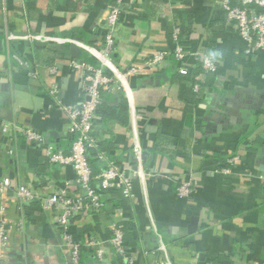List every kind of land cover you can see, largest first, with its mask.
<instances>
[{
  "label": "crops",
  "instance_id": "crops-1",
  "mask_svg": "<svg viewBox=\"0 0 264 264\" xmlns=\"http://www.w3.org/2000/svg\"><path fill=\"white\" fill-rule=\"evenodd\" d=\"M112 3L0 1V126L16 127L0 129V179H12L10 187H0V219L14 225L7 249L10 264L68 261L58 211L44 210L38 200L20 203L16 189L31 185L42 196L63 189L79 192L74 168L50 162L47 148L70 144L71 119L58 103L83 100V73L69 66L75 58L71 42L36 37H76L101 48ZM124 7L112 55L120 67L157 52H173L176 25L187 45L222 56L216 73H206L188 57L189 71L181 76L168 73L167 65L157 73L129 78L146 153L144 178L135 182L134 199L102 191L108 209H89L74 219L71 231L83 242L81 264H122L109 243L115 222L126 227L134 264L164 258L161 243L172 264H191L194 253L201 264H263L264 50L247 53V42L226 23L215 0H125ZM16 57L34 65L37 78ZM52 65L58 66L57 73L50 71ZM191 79L200 84L199 92ZM108 95L96 114L100 150L109 160L135 169L130 101L124 91ZM25 130L41 133L42 140H27ZM234 156L239 159L231 171L223 172L226 160ZM92 158L97 173L104 164L96 154ZM184 182H191L194 191L181 197L177 189ZM193 217L199 228L190 233ZM91 239L105 243V259L87 244Z\"/></svg>",
  "mask_w": 264,
  "mask_h": 264
},
{
  "label": "built area",
  "instance_id": "built-area-1",
  "mask_svg": "<svg viewBox=\"0 0 264 264\" xmlns=\"http://www.w3.org/2000/svg\"><path fill=\"white\" fill-rule=\"evenodd\" d=\"M0 1L5 2V0ZM124 2L125 0H113L108 8L106 17L109 28L104 46L101 48L87 44L77 38L36 37L58 43H75L96 61L94 64L81 58H74L69 62L70 67L79 69L83 73L82 91L84 98L75 105L59 102L58 107L69 115L71 119L69 132L74 139L68 152L51 144L47 148V157L50 162H59L74 168L76 172L74 186L79 192L72 193L63 189L60 192L42 196L31 185H20L15 191V196L20 203L38 200L44 210L55 209L58 211L56 220L62 230V244L68 257L67 264H81L83 242L71 231L74 219L82 215L87 207H91L95 211H103L106 206L101 196L102 191L112 196L120 193L125 198L134 199L136 197L135 182L137 179L143 180L144 178L145 170L142 165L144 149L136 111L131 101L129 78L141 76L148 72L157 73L169 65L171 59L176 64V70L186 74L189 71L188 57H193L196 65L200 66L206 73H216L219 68V59L213 58L211 52L182 43L180 25H176L173 30L172 37L175 42L173 52H157L141 62H133L124 68L117 65L112 56L116 44L114 32L124 12ZM215 4L224 12L226 23L232 25L247 42V53H259L264 50V0H215ZM14 37L16 36H11V38ZM16 59L20 65L27 69L29 76L37 78L34 65L32 66L28 61L19 57ZM49 68L52 73L58 71L56 65ZM200 88V84L196 83L193 90L199 92ZM119 91L126 92L131 105L132 151L137 160L135 169L109 160L100 150L101 139L95 133L96 114L103 104L104 94ZM52 92L56 94L57 89L54 88ZM13 128L16 127L8 123H2L0 126L3 132H10ZM24 136L30 141H40L43 138L41 133L33 130H25ZM93 154H96L98 160L104 164L97 173H94V165L91 161ZM238 159V156L228 158L221 170L229 173L231 171L230 166L234 165ZM11 185L12 179L10 177L0 179L1 188H7ZM193 191L191 182H184L177 189V193L181 197L189 196ZM13 228L14 225L6 218L0 219V264H10L7 249ZM109 243L113 253L121 259L122 264L135 263L126 242V231L123 223H113ZM87 244L95 248L96 255L100 260L105 259V243L103 241L91 239ZM158 249L164 252L165 257L152 264H172L167 255L166 245L161 243ZM199 257V253H194V260L191 264H201ZM213 264L221 263L215 262Z\"/></svg>",
  "mask_w": 264,
  "mask_h": 264
},
{
  "label": "trees",
  "instance_id": "trees-1",
  "mask_svg": "<svg viewBox=\"0 0 264 264\" xmlns=\"http://www.w3.org/2000/svg\"><path fill=\"white\" fill-rule=\"evenodd\" d=\"M1 36V35H0ZM74 38H76V37H74ZM182 43L183 44H185V45H187L188 43H189V41H182ZM81 59L82 60H84V61H88V62H91V63H94V64H96V61L87 53V52H84L83 53V55H82V57H81ZM200 67V66H199ZM166 71L168 72V73H171L172 75H177V76H181V75H183L182 73H179L177 70H176V64H175V62H174V60H172L171 59V61H170V63H169V65H168V67L166 68ZM187 78H189V77H187ZM191 82H192V84L194 85V81H193V79H191L190 80ZM108 93H105L104 94V98H105V100L108 98ZM73 139H74V137L71 135V139H70V144H68L67 146H66V148L65 149H63L64 151H66V152H68L69 150H70V147H71V144H72V141H73ZM91 161H92V163H93V165L95 166V165H98L97 164V162L93 159V158H91ZM107 196H112L111 194H108ZM114 197V196H113ZM103 198V197H102ZM109 199H113V198H109ZM103 200H104V202H105V198H103ZM105 205H106V202H105ZM106 209H108V207L106 206L105 207ZM92 210V208L91 207H87L86 209H85V211L83 212V214L86 212V211H88V210ZM82 214V215H83ZM81 216V215H80ZM80 216H78V217H80ZM77 217V218H78ZM76 219V218H75ZM125 231H126V227H125ZM127 234V233H126ZM217 262H219L218 260H217ZM220 263V262H219Z\"/></svg>",
  "mask_w": 264,
  "mask_h": 264
},
{
  "label": "water",
  "instance_id": "water-1",
  "mask_svg": "<svg viewBox=\"0 0 264 264\" xmlns=\"http://www.w3.org/2000/svg\"><path fill=\"white\" fill-rule=\"evenodd\" d=\"M71 52L75 58H81L83 55V53L81 52V49L75 43L71 44ZM145 159H146V153L144 152L143 160ZM198 228H199L198 219L197 217H193L191 224L189 226V232L190 233L195 232L197 231Z\"/></svg>",
  "mask_w": 264,
  "mask_h": 264
},
{
  "label": "clouds",
  "instance_id": "clouds-1",
  "mask_svg": "<svg viewBox=\"0 0 264 264\" xmlns=\"http://www.w3.org/2000/svg\"><path fill=\"white\" fill-rule=\"evenodd\" d=\"M211 55L213 56V58H220L221 56H222V53H219V52H217V51H213L212 53H211Z\"/></svg>",
  "mask_w": 264,
  "mask_h": 264
}]
</instances>
